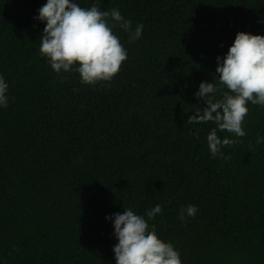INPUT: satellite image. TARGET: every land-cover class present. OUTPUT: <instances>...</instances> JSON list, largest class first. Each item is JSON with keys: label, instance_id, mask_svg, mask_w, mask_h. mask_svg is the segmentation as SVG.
Here are the masks:
<instances>
[{"label": "trees", "instance_id": "obj_1", "mask_svg": "<svg viewBox=\"0 0 264 264\" xmlns=\"http://www.w3.org/2000/svg\"><path fill=\"white\" fill-rule=\"evenodd\" d=\"M46 3L0 0L9 85V106L0 107V264H116L106 217L125 208L146 215L156 204L163 212L149 223L182 264H264V143H256L264 108L247 105V135L222 149L227 160L208 149L214 123L186 124L206 106L195 93L218 83L217 57L237 33L264 35V0H99L144 29L134 43L116 29L128 59L95 86L57 74L40 55L46 25L35 17ZM188 205L198 212L181 221Z\"/></svg>", "mask_w": 264, "mask_h": 264}, {"label": "clouds", "instance_id": "obj_2", "mask_svg": "<svg viewBox=\"0 0 264 264\" xmlns=\"http://www.w3.org/2000/svg\"><path fill=\"white\" fill-rule=\"evenodd\" d=\"M38 12L35 19L46 25L40 37V55L48 59L57 74L76 72L81 83L90 86L110 83L128 59L116 29L127 32L133 43L141 38L144 29L143 24L133 29L132 21L125 19L118 8L101 10L99 0L91 7H81L77 0H47ZM217 62L218 83L201 82L195 96L206 106L195 111L186 124L214 123L216 127L206 138L208 149L213 158L227 160L222 149L238 144V138L247 135V105L264 108V35L238 32L226 55L218 56ZM8 90L9 85L0 74V107L9 106ZM218 131H226L237 139H222ZM196 138L199 139L198 133ZM256 143H264V137H258ZM249 147H253L251 143ZM162 212V206L156 204L146 215L125 208L123 213L106 217L114 222L118 240L113 247L116 264H182L180 251L173 243L162 240L155 224L149 223ZM197 212L196 205L182 207L179 219L195 217Z\"/></svg>", "mask_w": 264, "mask_h": 264}]
</instances>
